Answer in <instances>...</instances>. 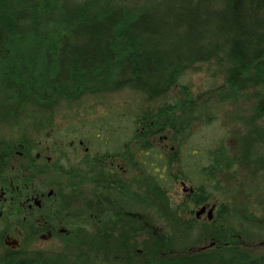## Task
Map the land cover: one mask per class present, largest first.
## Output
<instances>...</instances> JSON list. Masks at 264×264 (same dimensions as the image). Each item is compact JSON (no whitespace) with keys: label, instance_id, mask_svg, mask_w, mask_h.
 <instances>
[{"label":"trees","instance_id":"obj_1","mask_svg":"<svg viewBox=\"0 0 264 264\" xmlns=\"http://www.w3.org/2000/svg\"><path fill=\"white\" fill-rule=\"evenodd\" d=\"M140 5L0 0V88L8 92L5 103L54 106L60 99L126 86L155 84L166 92L196 65L215 63L223 69L225 83L198 96L185 91L181 102L132 110L126 119L116 112L64 126L40 120L18 139L28 153L52 155L54 168L70 176L73 192L89 181L163 221L167 231L155 240L159 256L128 251L103 238L98 253L0 254V264H264V255L252 254L233 230L237 222L264 231V218L223 197L222 179L236 165L232 154L223 141L202 150L192 139L199 124L212 125L215 108L264 85V0ZM258 108L264 115V102ZM159 135L166 138L162 148ZM179 184L191 189L176 206L170 195ZM213 190L220 193L217 200ZM211 203L219 208L215 219L201 222L195 209ZM198 228L210 244L195 249L191 242ZM72 238H62L65 246H73Z\"/></svg>","mask_w":264,"mask_h":264},{"label":"rangeland","instance_id":"obj_2","mask_svg":"<svg viewBox=\"0 0 264 264\" xmlns=\"http://www.w3.org/2000/svg\"><path fill=\"white\" fill-rule=\"evenodd\" d=\"M153 1L124 0V3L135 8ZM183 77L179 85L166 92L160 91L155 84L148 87L126 86L110 92L86 94L77 100L60 99L54 106L21 105L16 101L5 103L8 92L1 87L0 141L13 142L22 135L28 136L40 120L54 119L57 125L64 126L101 117L105 113H110L113 117L116 112L126 119L132 110L157 109L168 103H178L186 98L185 91L198 96L222 85L226 80L223 69L215 63L196 65L188 69ZM183 86L187 87L186 90ZM261 102H264V85L253 88L244 98L215 108L212 125L199 124L192 139L195 149L202 150L213 147L217 141H223L236 163L234 169L222 179L226 187V195L223 197L229 200L228 203L241 204L264 218V115L258 112ZM156 140L158 147L165 145L166 139L163 135H159ZM190 189V185L175 186L170 195L172 202L176 206L180 205L190 195ZM83 194L84 196L66 199L64 205L56 206L53 212L52 223L57 227L58 236H64L61 230H66L75 241L73 246H65L59 237L52 240L45 237L37 239L26 251L94 254L100 251L97 247L102 246L97 245L106 238L110 244L128 246V251L138 249L139 254L156 252L159 256L155 240L166 230L163 221L158 220L149 210L118 200L110 193L102 194L101 197L88 188ZM212 196L217 200L220 193L213 190ZM213 205L211 203L206 206H209V210ZM201 208L195 209V212ZM218 209L217 206L214 219ZM207 213L200 219L201 222H207ZM233 230L239 242L252 254L264 255V231L237 222L233 223ZM208 237L200 228L196 229L191 242L193 248L210 244ZM99 238L102 240L99 241ZM163 254L162 250L161 255Z\"/></svg>","mask_w":264,"mask_h":264},{"label":"flooded vegetation","instance_id":"obj_3","mask_svg":"<svg viewBox=\"0 0 264 264\" xmlns=\"http://www.w3.org/2000/svg\"><path fill=\"white\" fill-rule=\"evenodd\" d=\"M19 140L0 141V254L25 252L39 238L69 237L66 230H61L64 236H58L52 223L53 212L66 199L84 196L85 189H93L98 196L110 193L120 200L113 192L95 188L89 181L73 192L70 176L54 168L52 155L28 153V147ZM84 144L80 142L81 147ZM70 164L65 161L66 167Z\"/></svg>","mask_w":264,"mask_h":264},{"label":"water","instance_id":"obj_4","mask_svg":"<svg viewBox=\"0 0 264 264\" xmlns=\"http://www.w3.org/2000/svg\"><path fill=\"white\" fill-rule=\"evenodd\" d=\"M214 211H215V206H212V208H210L209 210H208V207L205 206L196 212V218L200 220L207 213V220L212 221L214 219Z\"/></svg>","mask_w":264,"mask_h":264}]
</instances>
